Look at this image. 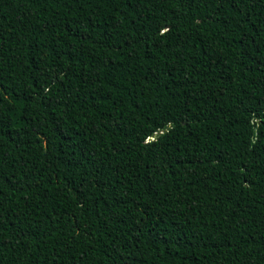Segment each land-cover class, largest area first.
<instances>
[{"label": "trees", "instance_id": "1", "mask_svg": "<svg viewBox=\"0 0 264 264\" xmlns=\"http://www.w3.org/2000/svg\"><path fill=\"white\" fill-rule=\"evenodd\" d=\"M0 264H264V0H0Z\"/></svg>", "mask_w": 264, "mask_h": 264}]
</instances>
